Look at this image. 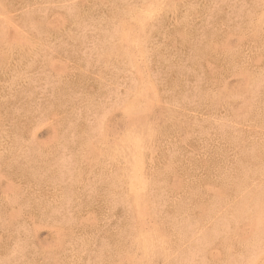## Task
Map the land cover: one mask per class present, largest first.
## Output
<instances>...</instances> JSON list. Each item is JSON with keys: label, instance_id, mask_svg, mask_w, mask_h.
<instances>
[{"label": "rangeland", "instance_id": "obj_1", "mask_svg": "<svg viewBox=\"0 0 264 264\" xmlns=\"http://www.w3.org/2000/svg\"><path fill=\"white\" fill-rule=\"evenodd\" d=\"M0 1V264H264V0Z\"/></svg>", "mask_w": 264, "mask_h": 264}, {"label": "bare ground", "instance_id": "obj_2", "mask_svg": "<svg viewBox=\"0 0 264 264\" xmlns=\"http://www.w3.org/2000/svg\"><path fill=\"white\" fill-rule=\"evenodd\" d=\"M52 1H53V0H52ZM60 1H61V0H60ZM132 1H134V0H132ZM142 1H143V0H142ZM56 2H57V1H56ZM67 2H68V1H67ZM0 3H1V1H0ZM8 3H9V2H8ZM63 3H66V2H63ZM3 4H4V3H3ZM3 4H2V5H3ZM50 4H51V3H50ZM60 4H61V3H60ZM128 4H130V3H128ZM6 5H7V4H6ZM16 5H17V4H16ZM21 5H22V4H21ZM38 5H39V4H38ZM43 5H44V4H43ZM51 5H52V4H51ZM51 5H50V7H51ZM58 5H59V4H58ZM66 5H67V4H66ZM68 5H69V4H68ZM133 5H135V4H133ZM3 6H4V5H3ZM7 6H8V5H7ZM25 6H26V5H25ZM31 6H32V5H31ZM27 7H28V6H27ZM54 7H55V6H54ZM70 7H71V6H70ZM126 7H127V6H126ZM37 8H38V7H37ZM40 8H41V7H40ZM40 8H39V9H40ZM65 8H67V7H65ZM76 8H77V7H76ZM95 8H96V7H95ZM113 8H114V7H113ZM133 8H134V7H133ZM5 9H7V8H5ZM11 9H12V8H11ZM22 9H23V8H22ZM41 9H42V8H41ZM48 9H49V8H48ZM52 9H53V8H52ZM54 9H55V8H54ZM130 9H132V8H130ZM130 9H129V10H130ZM138 9H139V8H138ZM13 10H14V9H13ZM34 10H35V9H34ZM42 10H43V9H42ZM68 10H69V9H68ZM114 10H115V9H114ZM125 10H127V9L125 8ZM139 10H140V9H139ZM139 10H138V11H139ZM143 10H144V9H143ZM21 11H22V10H21ZM26 11H27V10H26ZM38 11H39V10H38ZM55 11H56V10H55ZM34 12H35V11H34ZM36 12H37V11H36ZM36 12H35V13H36ZM42 12H43V11H42ZM57 12H58V11H57ZM57 12H56V13H57ZM63 12L65 13L66 11H63ZM76 12H78V11H76ZM20 13H21V12H20ZM24 13H25V12H24ZM28 13L31 14L30 12H28ZM37 13H38V12H37ZM40 13H41V12H40ZM50 13H51V12H50ZM52 13H53V12H52ZM59 13H60V12H59ZM134 13H139V17H140L141 11H139V12L136 11V12H134ZM142 13H144V11H143ZM259 13H260V12H259ZM41 14L43 15L44 13H41ZM77 14H78V13H77ZM144 14H145V13H144ZM144 14L141 15V16H143V18H144ZM24 15H25V14H24ZM27 15H28V14H27ZM39 15H40V14H39ZM59 15H60V14H59ZM59 15H58V16H59ZM63 15H64V14H63ZM63 15H60V16H63ZM132 15H134V14H132ZM136 15H137V14H136ZM17 16H18V15H17ZM19 16H20V15H19ZM25 16H26V15H25ZM66 16L68 17V15H66ZM137 16H138V15H137ZM137 16H136V17H137ZM259 16H260V15H259ZM14 17H15V15H14ZM39 17H40V16H39ZM39 17H38V18H39ZM50 17H51V16H50ZM73 17H74V16H73ZM98 17H99V16H98ZM139 17H138V19H139ZM263 17H264V16H263ZM44 18H45V16H44ZM47 18H48V17H47ZM60 18H61V17H60ZM62 18H63V17H62ZM143 18H142V19H143ZM93 19H94V18H93ZM34 20H35V19H34ZM39 20H40V19H39ZM43 20H44V19H43ZM63 20H64V19H63ZM96 20H97V19H96ZM259 20H260V19H259ZM35 21H36V20H35ZM45 21H46V20H45ZM61 21H62V20H61ZM64 21H65V20H64ZM92 21H93V20H92ZM255 21H256V20H255ZM32 22H33V21H32ZM32 22H31V23H32ZM40 22H41V21H40ZM59 22H60V21H59ZM59 22H58V23H59ZM88 22H89V21H88ZM90 22H91V21H90ZM94 22H95V21H94ZM256 22H257V21H256ZM261 22H262V21H261ZM63 23H64V22H63ZM36 24L38 25L37 21H36ZM36 24H35V25H36ZM60 24H62V23L60 22ZM257 24H258V23H257ZM257 24H256V25H257ZM49 25H51V23H50ZM55 25H56V24H55ZM55 25H54V26H55ZM156 25H157V23H156ZM41 27H42V26H41ZM43 27H44V25H43ZM46 27H47V25H46ZM48 27H49V26H48ZM61 27H62V26H61ZM50 28H51V27H50ZM54 28H55V27H54ZM54 28H53V29H54ZM159 28H160V27H159ZM257 28H258V27H257ZM259 28H260V26H259ZM1 29H2V28H0V30H1ZM38 29H40V28H38ZM43 29H44V28H43ZM47 29H48V28H47ZM57 29H58V26H57ZM32 30H33V29H32ZM49 30H50V29H49ZM17 31H19V30L17 29ZM41 31H42V30H41ZM52 31H53V30H52ZM162 31H163V30H162ZM2 32H3V30H2ZM2 32L0 33V35L2 34ZM19 32H20V31H19ZM37 32H38V31H37ZM16 33H17V32H16ZM46 33H47V32H46ZM34 34H36V33H34ZM53 34H54V33H53ZM18 35H19V34H18ZM44 35H45V34H44ZM59 35H60V34H59ZM104 35H105V34H104ZM182 35H184V34H182ZM2 36L5 37V34H4V35H1V39H3ZM29 36H31V35H29ZM32 36H33V34H32ZM36 36H37V35H36ZM38 36H39V35H38ZM22 38H23V37H22ZM26 38H27V37H25V39H26ZM27 39H28V38H27ZM48 39H49V38H48ZM5 40H6V39H5ZM5 40H4V41H5ZM28 40H29V39H28ZM35 40H36V39H35ZM40 40H41V39H40ZM50 41H51V40H50ZM142 41H143V40H142ZM6 42H7V40H6ZM38 42H39V41H38ZM0 43L2 44V42H0ZM41 43H42V42H41ZM10 44H11V43H10ZM19 44L22 45L21 43H19ZM19 44H18V45H19ZM24 45H25V44H24ZM33 45H34V43H33ZM140 45H141V47H142V44H140ZM172 45H173V44H172ZM27 46H28V45H26V48H28ZM30 46H31V45H30ZM102 47H103V46H102ZM18 48H19V47H18ZM20 48H21V47H20ZM21 49H22V48H21ZM120 49H122V47H121ZM141 49L144 50L143 47H142ZM28 50H29V49H28ZM30 50H31V48H30ZM35 50H36V49H35ZM99 50H100V49H99ZM105 50H106V49H105ZM107 50H108V49H107ZM107 50L105 51V53L107 52ZM22 51H23V50H22ZM26 51H27V50H26ZM103 51H104V50H103ZM115 51H116V50H115ZM118 51H120V50H118ZM123 51H124V50L122 49L121 52H123ZM6 52H7V51H6ZM16 52H17V51H16ZM27 52H28V51H27ZM100 52H101V51H100ZM4 53H5V52H4ZM123 53H124V52H123ZM123 53L121 54L122 57L125 56V53H124V55H123ZM32 54H33V52H32ZM101 54H102V52H101ZM115 54H116V52H115ZM126 54H127V53H126ZM29 55H30V54H29ZM118 55H119V54H118ZM8 56H9V55H8ZM17 56H18V54H17ZM103 56H105V55H103ZM2 57H3V56H2ZM19 57H20V56H19ZM31 57H32V55H31ZM117 57H118V56H117ZM126 57H127V56H126ZM126 57H124V58L126 59ZM14 58H15V57H14ZM25 58H26V57H25ZM102 58H103V57H102ZM106 58H107V55H106ZM108 58H109V57H108ZM8 59H9V58H8ZM104 59H105V58H104ZM230 59H231V58H230ZM238 59H239V58H238ZM242 59H243V58H242ZM1 60H3V59H1ZM11 60H12V59H11ZM122 60H123V59H122ZM262 60H263V59H262ZM104 61H105V63H106V59H105ZM114 62H115V61H114ZM248 62H249V59H248ZM225 63H226V62H225ZM0 64H1V63H0ZM119 64L121 65L122 63H119ZM1 65H2V64H1ZM25 65H26V64H25ZM103 65H104V64H103ZM108 65H109V64H108ZM122 65H123V64H122ZM223 65H224V64H223ZM5 66H6V65H5ZM123 66H124V65H123ZM1 67H2V66H1ZM1 67H0V68H1ZM3 67H4V66H3ZM9 67H10V66H9ZM17 67H18V66H17ZM23 67H25V66H23ZM125 67H126V66H125ZM125 67H124V68H125ZM220 67H221V66H220ZM19 69H20V68H19ZM113 69H115V68H113ZM220 70H221V69H220ZM243 70H244V69H243ZM9 71H10V70H9ZM27 71H28V69H27ZM116 71H117V70H116ZM118 71H119V70H118ZM238 71H239V70H238ZM19 72H20V71H19ZM243 72H244V71H243ZM23 73H24V72H23ZM122 73H123V72H122ZM18 74H19V73H18ZM30 74H31V73H30ZM98 74H99V73H98ZM107 74H108V73H107ZM243 74H244V73H243ZM10 75L12 76V74H10ZM135 75H136V74H135ZM245 75H246V70H245ZM15 76H16V75H15ZM17 76H19V75H17ZM249 76H250V75H249ZM3 77H4V76L2 75L1 79H2ZM12 77H13V76H12ZM28 77H29V76H28ZM106 77H107V76H106ZM138 77H139V76H138ZM138 77H137V78H138ZM246 77H247V75H246ZM4 78H5V77H4ZM6 78H7V75H6ZM96 78H97V77H96ZM100 79H101V78H100ZM181 79H182V78H181ZM2 80H3V79H2ZM4 80H5V79H4ZM10 80H11V79H10ZM18 80H19V79H18ZM25 80H26V79H25ZM64 80H65V79H64ZM104 80L106 81V79H104ZM15 81H16V80H15ZM7 82H8V81H7ZM10 82H11V81H10ZM140 82H141V81H140ZM184 82H185V81H184ZM0 83H1V82H0ZM4 83H6V82H4ZM22 83H23V82H22ZM138 83H139V82H138ZM147 83H148V82H147ZM2 84H3V83H2ZM16 84H17V83H16ZM141 84H142V83H141ZM144 84L146 85V83H144ZM148 84H149V83H148ZM8 85H9V84H8ZM8 85H7V86H8ZM11 85H12V84H11ZM151 85H152V84H151ZM173 85H174V84H173ZM16 86H17V85H16ZM140 86H142V85H140ZM152 86H153V85H152ZM87 87H88V86H87ZM143 87H144V86H143ZM0 88H1V87H0ZM11 88H12V87H11ZM139 88H140V87H139ZM145 88H146V87H145ZM145 88H144V89H145ZM147 88L150 90V87H149V86H147ZM5 89H6V88H5ZM13 89H14V88H13ZM182 89H183V88H182ZM214 89H215V88H214ZM218 89H220V87H219ZM7 90H8V88H7ZM91 90H92V89H91ZM137 91H138V90H137ZM145 91H147V90L145 89ZM153 91H154V89H153ZM218 91H219V90H218ZM1 92H2V90H1ZM83 92H84V91H83ZM135 92H136V91H135ZM139 92H140V91H138L137 94H139ZM151 92H152V90H151ZM151 92L149 91V93H151ZM149 93H148V94H149ZM8 94H9V93H8ZM142 94H143V93H142ZM144 94H145V93H144ZM9 95H10V94H9ZM83 95H84V94H83ZM135 95H136V94H135ZM135 95H134V96H135ZM140 95H141V94H140ZM145 95H146V94H145ZM151 96H152L153 98L156 97V96L154 97L153 94H152ZM132 97H133V96H132ZM132 97H131V99H134V98H132ZM157 97H158V96H157ZM157 97H156V98H157ZM113 98H114V96H113ZM142 98H144V97H142ZM142 98H141V99H142ZM147 98H148V97H147ZM149 98H150V97H149ZM141 99H139V100L141 101ZM150 99L152 100V98H150ZM31 100H32V99H31ZM120 100H121V99H120ZM137 100H138V99H137ZM3 101H4V100H3ZM16 101H17V100H16ZM112 101H114V100H112ZM144 101H146V100H144ZM19 102H20V101H19ZM28 102H29V101H28ZM128 102H130V101H128ZM120 103H121V102H120ZM130 103H131V102H130ZM132 103H133V102H132ZM136 103H137V102H136ZM113 104H114V102H113ZM118 104H119V103H118ZM125 104H126V103H125ZM138 104H139V103H138ZM108 105H109V103H108ZM115 105H116V104H115ZM132 105H133V104H132ZM135 105H137V104H135ZM135 105H134V106H135ZM27 106H28V105H27ZM145 106H146V105H145ZM151 106H152V105H151ZM191 106H192V105H191ZM18 107H19V106H18ZM116 107H117V106H116ZM126 107H127V106H126ZM22 108H23V107H22ZM27 108H28V107H27ZM114 108H115V107H114ZM114 108H113V110H114ZM120 108H123V107L120 106ZM130 108H134V107H131V106H130ZM130 108H129V109H130ZM142 108H143V106H142ZM146 108H148V107H146ZM166 108H167V107H166ZM116 109H117V108H116ZM129 109H127V110L129 111ZM134 109H137V108H134ZM167 109H168V108H167ZM28 110H29V108H28ZM31 110H32V109H31ZM39 110H40V109H39ZM143 110L147 111L146 109H143ZM1 111H2V110H1ZM15 111H16V110H15ZM109 111H110V110H109ZM131 111L134 112V110L130 109L129 112H131ZM135 111H136V110H135ZM137 111H138V110H137ZM34 112H35V111H34ZM34 112H33V113H34ZM141 112H143V111L141 110ZM141 112H140V113H141ZM22 113H23V112H22ZM29 113H30V112H29ZM136 113H137V112H136ZM20 114H21V112H20ZM27 114H28V113H27ZM35 114H36V113H35ZM37 114H38V113H37ZM126 114H127V112H126ZM133 114H134V113H133ZM22 115H23V114H22ZM111 115H112V114H111ZM127 115H129V114H127ZM130 115H131V114H130ZM136 115H137V114H136ZM138 115H141V114H138ZM138 115H137V116H138ZM17 116H18V114H17ZM142 116H143V115H142ZM106 117H107V116H106ZM129 117H130V116H129ZM135 117H136V116H135ZM146 117H147V116H146ZM193 117H194V116H193ZM107 118H108V117H107ZM132 118H133V117H132ZM132 118H130V121H131ZM139 118H140V116H139ZM37 119H38V118H37ZM109 119H110V118H109ZM140 119H141V118H140ZM145 119H146V118H145ZM20 120H21V119H20ZM24 120H26V119H24ZM33 120H34V119H33ZM132 121H133V119H132ZM32 122H33V121H32ZM49 122H50V121H49ZM141 122H142V121H141ZM141 122H140V123H141ZM143 122H145V120H143ZM146 122H147V121H146ZM19 123H20V122H19ZM53 123H54V122H53ZM27 124H28V123H27ZM132 124H133V122H132ZM141 124H142V123H141ZM31 125H32V124H31ZM128 125H129V124H128ZM135 125H137V123H136ZM144 125H145V123H144ZM146 125H147V124H146ZM146 125H145V127H146ZM25 126H26V124H25ZM28 126H29V125H28ZM124 126H125V125H124ZM142 126H143V124H142ZM52 127H53V126H52ZM148 127H149V126H148ZM148 127H146V129H147ZM110 128H111V127H110ZM129 128L133 129L132 127H129ZM129 128H128V129H129ZM134 128L136 129V127H134ZM139 128H141V127H139ZM5 129H6V128H5ZM128 129H126V130H128ZM131 129H130V130H131ZM122 130H123V129H122ZM126 130H125V131H126ZM137 130H138V129H137ZM150 130H151V129H150ZM125 131H124V132H125ZM133 131H134V130H133ZM147 131H148V130H147ZM151 131H152V130H151ZM15 132H16V131H15ZM54 132H55V131H54ZM54 132H53V133H54ZM124 132H123V133H124ZM2 133H3V132H2ZM149 133H151V132L149 131ZM151 134H152V133H151ZM124 135H125V133H124ZM147 135H148V134H147ZM10 136H11V135H10ZM102 136H103V135H102ZM102 136H101L100 138H102ZM150 136H151V135H150ZM155 136H156V135H155ZM4 137H5V136H4ZM121 137H122V136H121ZM145 137H146V136H145ZM152 137H153V136H152ZM10 138H11V137H10ZM28 138H29V137H28ZM113 138H114V137H113ZM140 138H141V137H140ZM147 138H148V137H147ZM14 139H15V138H14ZM29 139H30V138H29ZM29 139H28V140H29ZM17 140H18V138H17ZM20 140H21V139H20ZM119 140H120V139H119ZM122 140H124V142H125V139H122ZM142 140H143V139H142ZM145 140H146V139H145ZM9 141H11V140H9ZM14 141H15V140H14ZM113 141H114V139H113ZM126 141H128V139H126ZM147 141H149V139H148ZM4 142H5V141H4ZM7 142H8V141H7ZM17 142H18V141H17ZM21 142H22V141H21ZM102 142H103V141H101V145H103ZM119 142H120V141H119ZM128 142H129V141H128ZM23 143H25V142H23ZM117 143H118V142H117ZM126 143H127V142H126ZM14 144H15V143H13V145H14ZM27 144H28V143H27ZM112 144H113V143H111V145H112ZM118 144H119V143H118ZM132 144H133V143H132ZM137 144H138V143H137ZM140 144H141V143H140ZM24 145H25V144H24ZM97 145H98V144H97ZM101 145H100V146H101ZM124 145H125V143H124ZM124 145H123V146H124ZM20 146H21V144H20ZM107 146H108V145H107ZM134 146H135V144H134ZM17 147H18V146H17ZM112 147H113V145H112ZM114 147H116L115 144H114ZM117 147H118V146H117ZM119 147H121V146H119ZM125 147H126V146H125ZM128 147H129V146H128ZM128 147H126V148H128ZM1 148H2V147H1ZM96 148H97V147H96ZM105 148H106V147H105ZM121 148H122V147H121ZM131 148H132V147H131ZM3 149H4V148H3ZM111 149H113V148H111ZM115 149H116V148H115ZM115 149H114V150H115ZM134 149H135V148H134ZM134 149H133V150H134ZM12 150H13V149H12ZM114 150H112V151H114ZM118 150H119V149L117 148L116 151H118ZM123 150H124V149H123ZM131 151H132V150H131ZM25 152H26V151H25ZM143 152H144V150H143ZM13 153H14V152H13ZM20 153H21V152H20ZM101 153H102V152H101ZM111 153H112V152H111ZM111 153L109 154L110 156H111ZM121 153H122V152H121ZM129 153H130V152H129ZM129 153H128V150H127L126 154H129ZM131 153H132V152H131ZM138 153L140 154V152H137V154H138ZM15 154H16V153H15ZM97 154H98V153H97ZM114 154H115V153H114ZM116 154H117V153H116ZM122 154H123V153H122ZM122 154H121V155H122ZM132 154H136V152H135V153H132ZM149 154H150V153H149ZM17 155H18V153H17ZM104 155H105V153H104ZM118 155H119V154H118ZM124 155H125V154H124ZM113 156H115V155H113ZM125 156H127V155H125ZM137 156L139 157L140 155H137ZM144 156H145V155H144ZM9 157H11V156H9ZM21 157H22V155H21ZM122 157H123V155H122ZM131 157H132V156H131ZM106 158H108V157H106ZM110 158H111V157H110ZM115 158H116V156H115ZM129 158H130V156H129ZM136 158H137V157H136ZM139 158H140V157H139ZM148 158H150V157H148ZM122 159H123V158H122ZM132 159H133V158H132ZM132 159H131V160H132ZM134 159H135V157H134ZM140 159H141V158H140ZM145 159H146V158H145ZM109 160H111V159H109ZM112 160H113V159H112ZM114 160H115V159H114ZM123 160H124V159H123ZM131 160H130V161H131ZM137 160H138V159H137ZM137 160H135V161H137ZM141 160H142V159H141ZM5 161H6V160H5ZM124 161H125V160H124ZM139 161H140V160H139ZM14 162H15V161H14ZM113 162H114V161H113ZM115 162H116V161H115ZM117 162H118V161H117ZM151 162H152V161H151ZM6 163H7V162H6ZM126 163H127V161H126ZM131 163H132V161H131ZM131 163H129V164L131 165ZM118 164H119V163H118ZM127 164H128V163H127ZM127 164H126V166H127ZM146 164H147V163H146ZM23 165H24V164H23ZM103 165H104V164H103ZM112 165H114V164H112ZM133 165H134V164H133ZM15 166H16V165H15ZM21 166H22V165H21ZM114 166L116 167L117 164H115ZM119 166H121V165H119ZM5 167H6V166H5ZM103 167H104V166H103ZM116 168H118V166H117ZM116 168H115V169H116ZM120 168H121V167H120ZM122 168H123V167H122ZM122 168H121V169H122ZM127 168H128V166H127ZM131 168H132V166H131ZM131 168H130V169L128 168V169H129V170H132V169L135 170V169H136V168H132V169H131ZM226 168H227V167H226ZM95 170H96V169H95ZM118 170H119V169H118ZM124 170H126V169H124ZM129 170H128L126 173H128ZM134 170H133V172H134ZM151 170H152V169H151ZM223 170H224V169H223ZM107 171H108V170H107ZM136 171H138V170H136ZM143 171H144V170H143ZM225 171H226V170H225ZM26 172H27V171H26ZM104 172H105V171H104ZM116 172H117V170H116ZM121 172H122V171H121ZM52 173H53V172H52ZM131 173H132V172H131ZM135 173H136V172H135ZM129 174H130V173H128V175H129ZM140 174H141V173H140ZM145 174H146V173H145ZM148 174H149V171H148ZM153 174H154V173H153ZM136 175H138V173H137ZM114 176H115V175H114ZM129 176H131V174H130ZM133 176L135 177L134 173L132 174V177H133ZM142 176L144 177L145 175H142ZM148 177H149V176H148ZM125 178H126V177H125ZM136 178H138V180H139V176H136ZM59 179H60V178H59ZM123 179H124V177H123ZM126 179H127V178H126ZM140 179H141V178H140ZM80 180H81V179H80ZM128 180H130V179H128ZM128 180H127V181H128ZM133 180H134V179H132V181H133ZM135 180H137V179H135ZM135 180H134V181H135ZM141 180H142V179H141ZM144 180H145V179H144ZM9 181H10V180H9ZM60 181H61V179H60ZM112 181H113V180H112ZM118 181H119V180H118ZM76 182H77V181H76ZM136 182L138 183V181H136ZM136 182H134V183L136 184ZM144 182H145V181H144ZM129 183H130V182H129ZM13 184H14V183H13ZM119 184H120V183H119ZM115 185H116V184H115ZM129 185H130V184H129ZM132 185H133V184H132ZM12 186L14 187V186H16V185L14 184V185H12ZM112 186H113V185H112ZM127 186H128V183H127ZM127 186H126V187H127ZM233 186H234V185H233ZM33 187H34V186H33ZM123 187H124V186H123ZM134 187H136V186H134ZM143 187H144V186H143ZM147 187H148V186H147ZM14 188H15V187H14ZM14 188H13V189H14ZM144 188H145V187H144ZM13 189H10V190L13 191ZM51 189H52V187H51ZM133 189H134V188H133ZM16 190H19V189L17 188ZM124 190H125V189H124ZM134 190H135V189H134ZM136 190H138V189L136 188ZM117 191H118V189H117ZM140 191H141V190H140ZM144 191H145V190H144ZM5 192H6V191H5ZM5 192H4V193H5ZM10 192H11V191H10ZM93 192H94V191H93ZM127 192H128V191H127ZM133 192H134V191H133ZM136 192H137V191H136ZM146 192L148 193V191H146ZM0 193H1V191H0ZM11 193H12V192H11ZM48 193H49V192H48ZM140 193H141V192H139V195H141L140 197H142V194H140ZM144 193H145V192H144ZM32 194H33V193H32ZM44 194H45V193H44ZM1 195H2V194H1ZM57 195H58V194H57ZM121 195H122V194H121ZM133 195H134V194H133ZM144 195H145V194H144ZM144 195H143V197H142L140 200H143V198H144V199L147 198V197H145ZM5 196H6V195H4V197H5ZM13 196H14V195H13ZM13 196H11V197H13ZM60 196H61V195H60ZM136 196L138 197V195H136ZM11 197L9 198L10 200H11ZM91 197H92V196H91ZM123 197H124V196H123ZM132 197H133V196H132ZM132 197H131V198H132ZM140 197H139V198H140ZM7 198H8V197H7ZM139 198H138V199H139ZM49 199H50V198H49ZM55 199H56V197H55ZM6 200H7V199H6ZM56 200H57V199H56ZM123 200H124V199H123ZM140 200H139V201H140ZM129 201H131V199H130ZM144 201H145V200H143V202H144ZM12 202H13V200H12ZM3 203H4V202H3ZM141 203H142V202H141ZM148 203H149V202H148ZM45 204H46V203H45ZM104 205H105V204H104ZM131 205H132V204H131ZM142 205H144V204L142 203ZM142 205H140V207H141ZM145 205H146V204H145ZM136 207H137V205H134L133 208L137 209ZM140 207H139V208H140ZM145 207H147V206H145ZM133 208H132V209H133ZM135 209H133V210H135ZM140 209H141V208H140ZM144 209H145V208H144ZM148 209H149V208H148ZM8 211H9V210H8ZM135 211H137V210H135ZM135 211H134V213H136ZM145 211H146V210H145ZM148 211H149V210H148ZM11 212H12V211H11ZM11 212H10V213H11ZM14 213H15V212H14ZM14 213H13V214H14ZM139 213H140V212H139ZM143 213H144V212H143ZM146 213H147V212H146ZM8 214H9V212H8ZM16 214H17V213H16ZM67 214H68V213H67ZM137 214H138V213H137ZM141 215H142V214H141ZM143 215H144V214H143ZM10 216H11V215H10ZM13 216H14V215H13ZM13 216H12V217H13ZM68 216H69V215H68ZM135 216H136V214H135ZM137 216H138V215H137ZM171 216H172V215H171ZM14 217H15V216H14ZM140 217H141V216H140ZM140 217H139V218H140ZM26 218H27V217H26ZM28 219H29V218H28ZM31 219H32V218H31ZM31 221H32V220H31ZM37 221H38V220H37ZM40 222H41V221H40ZM31 224L33 225V223H31ZM143 230H144V229H143ZM158 230L160 231V228H158ZM158 230H157V231H158ZM161 230H162V229H161ZM139 231H140V230H139ZM147 231H148V230H147ZM153 231H154V230H153ZM151 232H152V231H151ZM154 232H155V231H154ZM149 233H150V232H149ZM155 233H156V232H155ZM157 233L159 234V232H157ZM160 233H161V232H160ZM150 234H151V233H150ZM138 235H139V234H138ZM145 235H146V234H145ZM148 235H149V234H148ZM153 235H154V233H153ZM161 235H162V234H160V236H161ZM146 236H147V235H146ZM151 236H152V235H151ZM149 237H150V235H149ZM156 237H157V236H156ZM140 238H141V237H140ZM152 238H153V237H152ZM142 239H143V238H142ZM140 240H141V239H140ZM148 240H149V239H148ZM156 240H157V239H156ZM151 241H153V240H151ZM147 242H148V241H147ZM156 242H157V241H156ZM156 242H155V243H156ZM138 243H139V242H138ZM150 244H151V243H150ZM140 245H142V244H140ZM140 245H139V246H140ZM144 245H145V244H144ZM152 246H153V244H152ZM136 247H137V246H136ZM140 247H141V246H140ZM148 247H149V246H148ZM150 248H151V247H150ZM141 249H143V248H141ZM144 249H146V246H145ZM144 249H143V250H144ZM138 250H139V249H138ZM11 251H13V250H11ZM41 251H43V250H41ZM139 251H140V250H139ZM140 252H141V251H140ZM144 252H145V251H144ZM146 252H147V251H146ZM146 252H145V253H146ZM141 253H142V252H141ZM149 253H150V252H149ZM8 254H9V253H8ZM10 254H13V253H10ZM259 255H260V254H259ZM133 256H134V254H133ZM142 256L144 257L145 255H143V253H142ZM146 256H147V255H146ZM128 258H130V257H128ZM146 258H147V257H146ZM148 258H149V257H148ZM144 259H145V258H144ZM146 260H147V259H146ZM139 261H140V260H139ZM133 262H135V260H134ZM133 262H132V264H133ZM140 262H141V261H140ZM115 263H117V262H115ZM115 263L112 262V263H110V264H115ZM137 264H138V262H137Z\"/></svg>", "mask_w": 264, "mask_h": 264}]
</instances>
